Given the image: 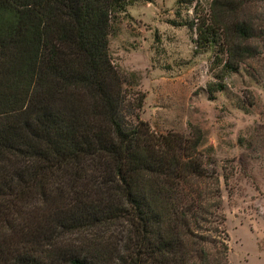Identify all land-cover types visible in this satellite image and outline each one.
I'll return each instance as SVG.
<instances>
[{"label": "trees", "instance_id": "16d2710c", "mask_svg": "<svg viewBox=\"0 0 264 264\" xmlns=\"http://www.w3.org/2000/svg\"><path fill=\"white\" fill-rule=\"evenodd\" d=\"M131 1L0 0V264H230L202 133L127 120L110 35ZM260 3L212 0L196 24L227 73L264 60Z\"/></svg>", "mask_w": 264, "mask_h": 264}, {"label": "rangeland", "instance_id": "374dc122", "mask_svg": "<svg viewBox=\"0 0 264 264\" xmlns=\"http://www.w3.org/2000/svg\"><path fill=\"white\" fill-rule=\"evenodd\" d=\"M211 4L133 0L112 22L110 54L125 80L128 121L202 133L221 175L230 264H264V60L227 73L222 41L197 46L196 24ZM36 209L47 232V202Z\"/></svg>", "mask_w": 264, "mask_h": 264}]
</instances>
